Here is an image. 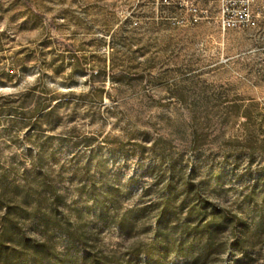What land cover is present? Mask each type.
Wrapping results in <instances>:
<instances>
[{
	"label": "rangeland",
	"instance_id": "374dc122",
	"mask_svg": "<svg viewBox=\"0 0 264 264\" xmlns=\"http://www.w3.org/2000/svg\"><path fill=\"white\" fill-rule=\"evenodd\" d=\"M190 1L0 0V264H264V0Z\"/></svg>",
	"mask_w": 264,
	"mask_h": 264
},
{
	"label": "built area",
	"instance_id": "2783aa9c",
	"mask_svg": "<svg viewBox=\"0 0 264 264\" xmlns=\"http://www.w3.org/2000/svg\"><path fill=\"white\" fill-rule=\"evenodd\" d=\"M165 3H176L181 9H186L185 13L176 15L172 18L173 26H193L202 19L203 10L190 0H181L173 2V0H164ZM254 0H221L223 26L241 27L255 26L256 18L252 11Z\"/></svg>",
	"mask_w": 264,
	"mask_h": 264
},
{
	"label": "trees",
	"instance_id": "16d2710c",
	"mask_svg": "<svg viewBox=\"0 0 264 264\" xmlns=\"http://www.w3.org/2000/svg\"><path fill=\"white\" fill-rule=\"evenodd\" d=\"M40 107H41V106L37 105V106L35 107V110L40 109ZM2 255H3V252H2V250H0V263H1V261H2Z\"/></svg>",
	"mask_w": 264,
	"mask_h": 264
}]
</instances>
